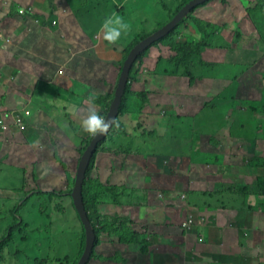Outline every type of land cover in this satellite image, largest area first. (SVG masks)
<instances>
[{
  "label": "rangeland",
  "instance_id": "rangeland-1",
  "mask_svg": "<svg viewBox=\"0 0 264 264\" xmlns=\"http://www.w3.org/2000/svg\"><path fill=\"white\" fill-rule=\"evenodd\" d=\"M190 1L0 0V31L12 41L5 46L0 39V50L5 51L0 54V103L12 98L15 108L27 114L20 132L13 126L4 132L9 117L0 127V237L13 221L16 203L25 197L20 208L25 224L2 247L0 264H35V256L48 258L47 264L79 263L86 249V227L71 192L81 155L94 138L82 131L80 122L90 106L102 115L107 113L96 103V95L115 92L127 54ZM112 13L129 24L122 41L114 45L103 43L99 31L104 17ZM49 14L56 16L53 31L42 27L37 18L44 15L48 19ZM194 18L212 25L203 22L200 27ZM184 19L171 34L144 48L131 86L137 105L117 116L119 126L115 128L114 123L99 143L86 175L91 190L100 193L94 219L101 234L87 264L119 261L120 251L113 255L107 251L119 243L127 249L126 261L133 257L136 264L137 253L149 250L145 242L154 235L162 238V234L166 235L162 243L170 241L176 248L194 250L203 264H220L216 253L204 255L203 247L192 243L201 224L217 218V211L226 221L224 212L231 204L237 214L258 210L256 223L260 222L258 213L264 219L262 184L219 182L204 176L217 169L219 178L226 167L216 165L211 147L219 154L227 152L228 159L237 154L240 161L248 160L250 152L245 147L252 144L248 138H253L252 130L264 117V0H209ZM197 43L201 50L193 54L179 48ZM108 52L112 54L104 58ZM221 73L232 74L230 82ZM180 95L190 100L176 103ZM207 106L216 109L215 114L197 115L193 124H159L163 118L170 120L163 114L175 113L170 107L194 118ZM257 151L264 154V141ZM144 153L167 160L163 171L178 176L160 209L168 235L155 228L157 200L140 184ZM168 162L172 166L166 167ZM247 169L240 173L257 171L255 166ZM183 175L186 179L181 181ZM39 189L65 193L49 197L37 193ZM185 217L190 226L198 228H182ZM229 224L235 234L229 233L230 242L237 247L242 237ZM251 232L244 227L245 242ZM212 235L208 241L215 239ZM149 246L159 248L154 243ZM222 256L228 260V255Z\"/></svg>",
  "mask_w": 264,
  "mask_h": 264
},
{
  "label": "crops",
  "instance_id": "crops-1",
  "mask_svg": "<svg viewBox=\"0 0 264 264\" xmlns=\"http://www.w3.org/2000/svg\"><path fill=\"white\" fill-rule=\"evenodd\" d=\"M4 52L5 51L0 50V54ZM252 134L254 135L253 138H248L252 140V144L250 145V147L246 148L244 146V143L242 144L245 147L247 153L250 152L248 160L240 161L238 159L237 154H235L234 157L228 159L227 152H220L221 154H219V151L215 147H211L210 153L215 154L214 161L216 165L220 164L226 167L222 170V172L219 173V178L216 175V173L218 172L217 169H213L211 171L206 172V174L208 175H204L205 178H216L217 180H219V182H224L225 180L232 182L233 180H236L238 184H240V182H258L259 185L262 184L264 186V154L260 155L257 151L260 142L264 141V117L262 118V122L260 123V125L255 126V128L252 130ZM144 165L146 166L147 170H150L151 172L148 173V177H146L145 175L141 177L140 184H145L150 195H153L154 198L157 200V205H155V208L158 211L157 214L159 217L157 218L158 225H155V228L160 227L163 232L167 234V231H164L163 229L165 226L164 220L166 217L163 215L162 212H160V209L162 210L165 204L162 201L166 200V195L174 190L175 182L178 176L174 175L173 173H161L158 170L156 171L154 169H150L148 163H144ZM249 165L253 167L255 166L257 168V171L252 174L250 173L249 175L240 173L241 169L248 170L247 168ZM238 167H240V169L237 170ZM251 175L252 180L249 179ZM185 179L186 176L183 175L181 177V181ZM254 186L255 185L253 184L252 187ZM158 195H161L160 199L157 197ZM230 207L231 208H227L224 212L226 221L221 218L220 214L217 211V218L214 221V224H216V226L211 225L210 223H202L199 230L201 231L203 240L200 241L198 235L195 234V239L192 240V243H195L197 245V248L203 247L204 255H207L209 253H223L229 255H241L244 259L242 263L225 264H264V219H262L260 214L258 213V216L260 217V222L256 223L255 218L257 217L258 210L254 211L253 213L249 212L247 215V222L251 224H247L245 225V227L246 229H251V239L249 241L246 240L247 242H245V239L248 234L246 233L245 238L242 236V240L244 241V247L240 248V243L237 244V247H234L233 243L230 242L228 235L229 233L233 234V236L235 235L234 232L230 229L229 223H232V221L236 218L237 210L235 212L232 204ZM214 231H222L223 242H207L211 237V233H214ZM161 237L162 238H156L154 240V244L157 245V247L159 248H151L152 256L151 254L145 255L142 258V262H139L140 255L137 254L136 264H154V262H157V264H166L167 262V264H203L199 257L194 259L188 258L189 252L187 251V248H176L172 245L170 241L162 243V239H164L166 235L162 234ZM160 242L163 245L159 246ZM120 245L121 243H119V246L108 248L107 251L109 252V255H113L115 251H120L123 256H128L127 249L124 247L125 245ZM190 252L194 254V250H191ZM160 257L163 258L161 263H159ZM151 258L153 259V261H151ZM108 263L119 264L120 261L109 260Z\"/></svg>",
  "mask_w": 264,
  "mask_h": 264
},
{
  "label": "clouds",
  "instance_id": "clouds-1",
  "mask_svg": "<svg viewBox=\"0 0 264 264\" xmlns=\"http://www.w3.org/2000/svg\"><path fill=\"white\" fill-rule=\"evenodd\" d=\"M204 3H206V2H204ZM198 6L196 8H198ZM195 9H193V10H195ZM193 10L191 12H194ZM37 16L44 17V15H37ZM49 17H50V14H49ZM49 17H48V19H49ZM44 19H45V17H44ZM48 19H45V21H47ZM54 21L55 20L52 21V25H55V24H53ZM39 23H40V25L42 27H47L48 29H50L52 31L55 30V28L54 29H51V26L49 24V21H47L46 24L41 23V21H39ZM99 31L102 33V36H103V40L104 41L108 42V44H110V45H114V44H118V43H120L122 41V38L129 31V24L120 15H118L116 13H112V14L107 15V16L104 17V19H103V21H102V23L100 25ZM63 35H64V33H62L61 37L62 38H65V35L64 36ZM234 43H236V42H234ZM197 44L200 45V48L198 50H196L195 52L201 50V43H197ZM4 45L5 46H9L10 43L9 44H4ZM131 52H132V50L130 51V53ZM195 52H192L190 54H193ZM129 54H127L126 59L128 58ZM135 59H134V61H135ZM134 61H133V64H134ZM133 64H132V66H133ZM132 66H131V68H132ZM131 68H130V73H131ZM130 73H129V78H128L127 84L131 83V86H132L133 78L135 77V70L133 71V77H131ZM141 92H142L143 96H146L145 91H141ZM232 98H233V96H232ZM219 99H220V97H218V101H219ZM189 100H190L189 97H184L182 95L177 96L174 99V101H176V103H187ZM210 100H212V101L215 102V99H213V98H210ZM89 103L91 104L92 101L90 100ZM15 106H16V103H13L12 102V98H9L8 101H7V103H4V102L3 103H0V113H1L0 120H3L0 127H2V126L5 125V120L4 119H7V117H9V119L11 120L10 121L11 124L10 123L8 124V127H7V129L4 130V132L10 131L12 126L15 127L18 132L22 131V129L25 127L24 119L26 118L27 114H25V110L24 109L19 110L20 107L17 106L18 108L16 109ZM170 109L173 110L175 113H173V114H163L164 116L165 115H168L170 117V120H167V119L165 120V118H163V120L161 122H159V124L160 125L162 124L164 127L172 126L174 123H185V122H187L186 125L193 124V121L196 120V116L197 115H202V116H205V115H213V114H215V110H216V109H212V106H207L206 108L202 107L201 109L198 110L197 113L194 114V118H193V117L187 116V115H191V114H187V115L183 114L182 115V114H178L179 112L177 110H175L173 107H170ZM109 110H110V107L108 109V112H109ZM108 112H107L106 116L108 115ZM17 114L20 115V117L22 118L21 120L18 119ZM106 116L100 114L96 110V108L94 106H90L88 108V110H87V115L80 122V127H81L82 131L85 132V133H87V134H89L92 137H98V136L105 135L108 132V130L111 127V124H112V121L110 119H107ZM115 121H114V123H115ZM167 133L168 132H166V134ZM166 134L164 133V135H166ZM165 162L159 161V163L161 164V167H159L158 164H157L156 158L154 156L145 157V160L143 161L144 175L146 177H148V173L151 172L150 170H147V168L144 165V163H148V165L150 166V169H154L156 171L158 170L159 172L163 173L164 172L163 171V165H164ZM171 164H172L171 162H168V163H166L165 166L166 167H170V166H172ZM164 173H166V172H164ZM167 174H169V173H167ZM39 190H44V189H39ZM39 190H37V192ZM140 196L141 197H145V195L144 196L140 195ZM157 197L160 199L161 198V195H158ZM83 202H84V200H83ZM87 215H88V213H87ZM88 218H89V216H88ZM187 219L188 218L185 217V219L183 218V220L181 221L182 228H185L186 230H189V228L190 229L198 228V227H192V226H190V224L188 222H186ZM89 220H90V218H89ZM214 221L215 220H213V221L210 220V224H213ZM90 222H91V220H90ZM91 225H92V223H91ZM214 233H215V231H214ZM214 233H213L212 236L215 239L214 240H210V241H215L216 243L223 242V235H222V233L220 231H219V235H216ZM195 234L198 235V238H199L200 241L203 240V237L201 235V231L199 230V228H198V233H195ZM85 235H86V232H85ZM100 236H101V234H100ZM100 236L97 239L94 240V243H97V241L99 240ZM158 237H159V235H154L152 239H149L148 242H145L147 248H149V250L147 249L148 250L147 253L144 252V251H139L137 254L138 255H142V256L151 254V256H152V251H151V247L149 246V244L154 243V240L156 238H158ZM241 243L244 244V241L242 240ZM216 254L217 255H220V254H223V253H216ZM226 255H229V254H226ZM188 256H189V258H193V259L194 258H197V256L193 255L192 252H189L188 253ZM231 256H233V257L236 258V261H237L236 263H242L244 261V259H243V257L241 255H231ZM126 257L127 256H123V254L120 257H118V260L120 261L119 264H129V263L130 264H133L134 263V258L133 257H130V259L128 261H126ZM116 260L117 259H115L113 261H116ZM152 260L153 259L151 258V261ZM218 263H220V262L218 261ZM224 263H229V262H224Z\"/></svg>",
  "mask_w": 264,
  "mask_h": 264
},
{
  "label": "trees",
  "instance_id": "trees-1",
  "mask_svg": "<svg viewBox=\"0 0 264 264\" xmlns=\"http://www.w3.org/2000/svg\"><path fill=\"white\" fill-rule=\"evenodd\" d=\"M201 5H199V6H201ZM195 10H193V11L195 12ZM37 18H39V20L43 24H46L47 21H49L51 29L56 28L55 25H52V21L55 20V18H56V16H54L53 14L50 15V17H49V19L47 21H45L44 17H42V16H37ZM184 20L185 19H182L181 21H184ZM193 20L196 21V23L200 27H201V24L203 22L207 23L208 25H212V23L203 21L202 19H199V18H194ZM181 21L178 23V25L181 23ZM178 25L176 27H178ZM176 27H174L170 31L169 34H171ZM104 42L105 41H103V43ZM101 45H102V43L100 44V46ZM179 48L183 49L185 53L190 54V53L195 52L196 50H198L200 48V45L199 44H197V45L195 44V45H191V46L182 45ZM102 53H101V55H103ZM145 53H146V51L144 49L137 55V57H136V59L134 61V64H133V66L131 68V73H130L131 77H133V71L136 70V68H137V66L139 64L137 62H140L142 60V58L144 57ZM111 54H112V52H108V54L105 55L104 58H109ZM220 75L222 77L226 78L229 82L232 79V74L221 73ZM114 94H115V92L113 90V92H111V93L105 92V94H103V95H96L95 101H96V103H98V104L102 105L103 107H105L107 109V112H108V109L110 107L111 101L113 100ZM136 99H137L136 95H134L132 93V90H131V83L127 84L125 92H124L123 97H122L121 104H120V106L118 108V113H119L118 116L121 115L122 113H125L128 110H132L133 108H135L136 105H137L136 101H138ZM106 114L107 113H105V112L103 113L104 116H106ZM118 126H119V123L117 121L115 123V128L118 127ZM123 131H126L125 127L119 132V134L121 135ZM151 132H153V131H151ZM156 133L160 134L157 131H156ZM95 155H96V153L94 154V156ZM94 156L91 159V162H90V165H89V167L87 169L86 175L89 173V170H90V168L93 165ZM144 156L145 157L154 156L156 158L158 166L161 167V164L157 160V156L155 154L147 155V154L144 153ZM37 193L42 194V195L48 194L49 197H60V196H62L64 194V191H58V190L50 189V190H47V191L39 190ZM99 195H100L99 192H93L91 190L90 185H89L88 177H86V179L84 181V185H83V200H84V205H85L86 211H87L88 216H89V218L91 220L92 226H93V228L96 231V237L97 238L99 237V231L97 229V224H96V221L94 219V214H95V210L98 207L97 206V200H98ZM24 200H25V197H22L17 202V204L15 205L14 210H13L14 213L11 215L13 217V221L8 225V227L6 229V232L4 230L5 234L0 237V254H1V251L3 249L2 247L6 246L10 241L13 240L15 232L21 231L23 229V225L25 224V222H24L23 215L20 213V208L22 207V205L24 203ZM247 215L248 214H246L245 211L244 212L241 211V212H239L237 214L236 218L232 221V225L236 226V228L239 229L240 237H242L243 229H244L245 225H247V224L250 225L251 224V223L247 222ZM211 220L212 221L216 220V217L215 216L212 217ZM84 238H85V236H84ZM80 248H81V246H79V249ZM28 250L31 251V249H28ZM76 254L77 253H75L74 256H76ZM31 256H33V255H31ZM35 257H36L35 264H47L49 262L48 258L41 257V256H35ZM217 257L219 258L220 264H225L224 262H229V263H236L237 262L236 258L231 256V255H228V258H227L228 260H225L224 257L222 256V254L217 255Z\"/></svg>",
  "mask_w": 264,
  "mask_h": 264
},
{
  "label": "water",
  "instance_id": "water-1",
  "mask_svg": "<svg viewBox=\"0 0 264 264\" xmlns=\"http://www.w3.org/2000/svg\"><path fill=\"white\" fill-rule=\"evenodd\" d=\"M209 0H192L187 5H185L179 13L167 22L164 26H162L158 31L152 33L149 35L146 39H143L141 42H139L134 49H132V52L129 54L128 58L126 59L124 66H123V72L122 75L118 81V87L115 91V97L110 105V110L108 112V115L106 116L107 119H110L112 121L111 127L109 128L108 132L103 136L94 137L93 140L90 142V144L87 146V148L84 150L83 154L81 155L79 165L77 168V175H76V181L75 186L73 188V191L71 192L74 203L76 204L81 218L85 224L86 227V249L84 251V254L82 258L80 259L78 264H87L92 250L94 246V240H95V233L93 230V227L91 225V222L88 218L84 202H83V185L86 178L87 169L90 165L91 159L94 156L95 152L97 151V148L99 146V143L106 138L110 130L112 129L114 125V121L116 120V117L118 115V108L120 106V103L122 101V96L125 92L126 85L129 78L130 68L133 64L134 59L136 56L148 45L153 43L156 39L161 38L177 26V24L181 21V19H184L193 9H195L198 5L203 4L204 2H207Z\"/></svg>",
  "mask_w": 264,
  "mask_h": 264
},
{
  "label": "built area",
  "instance_id": "built-area-1",
  "mask_svg": "<svg viewBox=\"0 0 264 264\" xmlns=\"http://www.w3.org/2000/svg\"><path fill=\"white\" fill-rule=\"evenodd\" d=\"M0 39L3 40V43H4V44H9V43L12 42L11 39H6V36H4V35L1 33V31H0ZM17 116H18V119H19V120L22 119V118L20 117L19 114H17ZM2 121H3V120H0V126H1V124H2Z\"/></svg>",
  "mask_w": 264,
  "mask_h": 264
}]
</instances>
